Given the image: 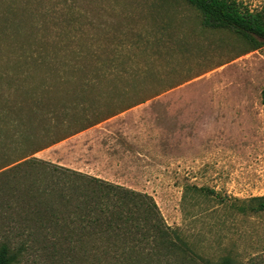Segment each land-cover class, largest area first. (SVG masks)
<instances>
[{
	"label": "rangeland",
	"instance_id": "rangeland-1",
	"mask_svg": "<svg viewBox=\"0 0 264 264\" xmlns=\"http://www.w3.org/2000/svg\"><path fill=\"white\" fill-rule=\"evenodd\" d=\"M26 8L42 33L50 34L54 18L86 24L68 32L87 43L80 50L89 66L109 65L121 50L119 63L144 73L114 84L151 97L12 164L19 153L5 139L15 129L0 119V245L10 247L13 264H71L76 243L62 237L67 223L62 214L50 218L45 204L50 182L69 180L54 167L150 196L167 226L206 259L264 264V212L238 208L264 196V47L245 53L249 44L236 35L203 29L184 0H0V108L54 83L36 72L19 91L14 86L24 69L15 56L38 45ZM55 93L68 95L63 87ZM151 264L197 262L155 257Z\"/></svg>",
	"mask_w": 264,
	"mask_h": 264
},
{
	"label": "trees",
	"instance_id": "trees-1",
	"mask_svg": "<svg viewBox=\"0 0 264 264\" xmlns=\"http://www.w3.org/2000/svg\"><path fill=\"white\" fill-rule=\"evenodd\" d=\"M184 1L199 14L203 29L236 35L249 44L245 53L264 47V7L251 9L242 0ZM26 11V20L34 30L31 39L36 38L38 45L34 49L31 44L30 48L22 47L15 56L16 65L24 69L18 72L14 86L19 91L25 76L35 77L36 72L42 73L44 81L50 78L54 83H43L39 91L27 93L20 101L6 102L0 108V119L15 129L11 140L5 139L10 143L7 147L14 144V151L19 153L10 164L25 160L151 97L140 96L134 89L137 86L119 89L114 84L117 78L144 73L138 68L128 72L124 64L119 63L121 50L111 64L101 60L98 66H89L87 56L80 50L87 43L79 42L77 35L68 32L80 24V29L84 30L86 24L74 18L63 21L54 18L50 34H46L38 30L39 26L36 29L38 23L34 25L31 9L29 13L27 8ZM70 53L73 58H69ZM174 86L162 87L153 95ZM61 87L68 94L66 98H59L55 93ZM134 92L135 95H130ZM261 97L264 109V90ZM54 168L63 171L69 180L50 182L45 204L48 203L51 211L50 218L58 219V214H62L67 223L62 237H70L76 243L69 253L71 264H151L155 257L169 262L179 257L183 261L194 258L197 264H235L230 257L213 262L196 254L179 231L167 226L150 196L69 169ZM53 204H58L61 210L57 211ZM238 208L243 214L264 212V196L242 201ZM68 226L73 229H67ZM39 235L38 232L36 238ZM14 257L7 244L0 245V264H13Z\"/></svg>",
	"mask_w": 264,
	"mask_h": 264
}]
</instances>
